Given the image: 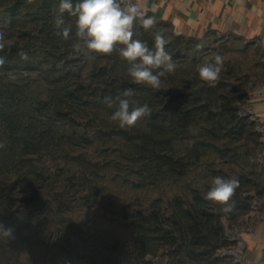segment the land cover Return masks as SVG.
I'll return each mask as SVG.
<instances>
[{
  "label": "rangeland",
  "instance_id": "374dc122",
  "mask_svg": "<svg viewBox=\"0 0 264 264\" xmlns=\"http://www.w3.org/2000/svg\"><path fill=\"white\" fill-rule=\"evenodd\" d=\"M31 1L34 5L42 0ZM15 2L13 0V4ZM56 2L58 6L60 1ZM34 9L32 6V15ZM145 13L146 16L153 17V14ZM20 14L23 16L21 22L13 26L5 19L7 15L0 16V32L4 33L6 46L15 43L27 45L32 49L31 55L38 57L37 47L40 36H43V25L41 22H25L24 17L29 15L26 12V15ZM66 21L69 24L74 23V19L67 16ZM155 21V32L160 31L164 35L167 41L166 51L172 55L176 64L175 71L162 78L159 89L134 84L127 74L129 65L119 56L118 51L111 55L94 53L86 48L77 51L73 47L74 33L68 39L52 33V37L57 36V42L60 41L62 45L70 44L68 55L66 54L58 64L56 75L70 72L74 86L80 85L90 89L93 92L90 99L94 101L96 110L80 113L79 118H74V122L68 118L65 120V126L59 117H38V127L52 123L53 129L60 128L56 136L57 140H62L59 146L52 149L51 155L42 158L36 156L33 161L37 173H42L41 177L33 176L34 180L36 177L38 180L46 178V182H39V187L43 185L45 188V198L48 202L46 200L47 203L45 202L41 210L32 215L34 224H40L42 228L37 231L36 237L33 228L16 229L11 226L10 219L25 210V200L29 199L32 192H28L27 187H15L17 195H12V199L5 198V201L0 203V223L14 228L16 237L9 242L0 239V264H16L18 255L20 264H137L130 256L125 261L118 260L112 250L115 240L129 243L126 242L129 234L124 228L128 217L134 218L138 211L149 213L155 209L161 212L175 197L184 198L188 202L194 201V191H198L201 197L205 198L213 171L219 168L227 170L228 173L233 169L240 171L238 164L214 165V157H211V160L203 158L200 163L195 164L196 151L192 145L201 140L198 136L194 137L195 125L200 121L196 112L203 107V103L191 101V88L183 72H187L188 67L192 66V52L179 54L176 50L178 43H184L185 39L191 37L179 35L168 24L158 23L157 18ZM22 23L24 27H21ZM53 30L57 32L55 28ZM133 38L147 42L150 47L154 44L151 28L145 29L139 21L134 25ZM200 39L199 42L188 43L199 49L200 61L214 62L217 54L223 58L222 71L215 86L224 82L229 90L234 91L241 86V78H247L244 87L246 94L238 103V112L253 124L263 142L262 131L247 106L253 97V90L262 83V51L236 36L209 33ZM45 61L43 60L40 68L34 72L11 76L12 80L26 84L34 98L47 90L46 85L40 82L44 72L51 67ZM129 88L134 94L131 97H123V91ZM119 89H123L121 94ZM164 90L170 93L167 97L158 93ZM114 92L119 93L121 98L138 101V105L147 104L151 115L133 127L121 129L116 122L110 120L118 103L111 108L104 103V97L113 98ZM155 92L159 94L156 99L158 102H155ZM212 111L215 114L220 112L215 109ZM155 112L159 113L156 120ZM155 121L157 134L153 127ZM229 130L230 126L227 127L223 140L219 142L220 148L225 147L228 137H232L233 133ZM155 135L164 146L161 153L155 157L154 167L153 162H148L149 155L141 151L144 146L141 143L144 138ZM81 136L85 139L82 140ZM243 143L244 140L241 139L235 146ZM166 144L168 146H165ZM261 154L262 152L256 154L252 163L261 165ZM180 166L183 171H173ZM20 168L27 171L23 166ZM12 169H5L0 181H15L16 175ZM154 173L155 180L152 178ZM259 174L260 182H264V174ZM233 175L236 177V174ZM255 195V189L244 193L251 202L245 217L247 224H242L243 220H239L231 225L225 219H220L226 240L222 247L194 246L196 249L186 248L182 256H175V249L168 245L170 235L162 241L155 236V258L151 260V256H138L142 260L140 263L145 261L147 264H215L227 260L231 261V264H240L241 234L246 230L248 222L264 210V202H257ZM210 231L214 235V231ZM137 247L133 245L132 249L136 250ZM134 255L137 257L136 253Z\"/></svg>",
  "mask_w": 264,
  "mask_h": 264
},
{
  "label": "trees",
  "instance_id": "16d2710c",
  "mask_svg": "<svg viewBox=\"0 0 264 264\" xmlns=\"http://www.w3.org/2000/svg\"><path fill=\"white\" fill-rule=\"evenodd\" d=\"M15 1L13 4V0H0V16L7 15L5 19L13 26V24L21 22L23 16L20 13L26 15V12L29 16L24 17L26 18L25 22H41L44 30L42 31L43 36H40L38 41V57L31 55L32 49L30 47L19 43L6 46L3 51H0V57L5 58L4 65L0 66V143L4 144V147L0 148V179L5 169L13 168L12 171L16 175L13 182L0 181V203L5 201V198L12 199V195H17L14 191L15 187H27L28 192L32 191L29 199L25 200L27 201L25 210L20 215L10 219V221L11 226L16 227V229L33 228L37 237V231L42 228V225L34 224L32 215L36 211H40L48 202V199L45 198L47 192L43 185L39 187V182H46V178L38 180L36 177L34 180L33 176L41 177L42 173H37L36 164L33 161L36 156L42 158L51 155L52 149L62 143L61 138L57 140L56 136L59 134L60 128L59 130L53 129L52 123L38 127V117H44L43 115L48 118L59 117L65 126V120L69 118V121L74 122V118H79L80 113L86 110L95 111L96 105L90 99L93 92L80 85L74 86L70 72L56 75L58 64L62 62V58L66 54L68 55L67 50L70 47V44L62 45L60 41L57 42L55 40L57 36L52 37V33H56L53 30L54 9L57 7L56 0H42L41 2H35L34 5H32L31 0ZM19 5L20 7H17ZM32 6L35 8L34 15L30 11ZM153 17L158 19V23H166L171 26L158 16L153 15ZM23 25L22 23L21 27H24ZM151 30L152 33H155V26ZM200 40L191 37L185 39L184 43H178L176 47L179 54H184L187 51L192 52V66L188 67L187 72L186 70L183 72L191 88V96L189 95L191 101L203 103V107L196 112V116L199 117L200 121L195 125L194 137L198 136L201 140L192 145L196 151L194 155L195 164L200 163L203 158L211 160V157L215 158L212 159L214 165L216 163L225 166L238 164L240 171L233 169L231 173H228L227 170L219 168L210 175L212 180L217 176L235 180L238 182V187L227 205L207 200L201 197L198 191H194V201L188 202L184 198L175 197L161 212L155 211V209L149 213L138 211L133 216L134 218L128 217L124 228L129 234L126 241L129 243L115 240L112 245L113 253L120 261H125L130 256L133 261H137V264H141L140 257L145 255L151 256V260L154 259L157 253L155 236L162 241L170 235L168 245L170 248L175 249V256H182L186 252V248L196 249L193 248L194 246L197 248L202 245L212 248L222 247L225 245L226 240L219 222L221 218L231 223V225L234 222H239V220H243L242 224H247L245 217L251 202L249 201L250 198L244 196V193L250 189H255L257 202H264V182H260L259 179V172L264 174V167L262 164L252 163L253 157L262 152L263 142L260 133L255 130L253 124L238 112V103L246 94L244 87L247 78H241V86L234 91L229 90L228 85L224 82L218 83L216 86H209L208 83L202 81L199 78L197 69L198 66L205 63L199 59V49H195L188 44ZM258 49L260 50V48ZM21 51L28 54V60H23L20 57L18 53ZM43 60L51 65L40 80L42 85H46L47 90L39 97L34 98L30 95L26 84L12 80L11 76L20 75L23 72H34L40 68ZM122 88H124V85H122ZM119 90L121 94L123 89ZM117 92L112 94L114 99L119 96ZM158 93L160 95L162 93L163 97L170 94L167 90ZM158 93L155 92V102H158L156 101L159 96ZM214 109L220 112L215 114L212 111ZM158 114L154 113L155 120ZM217 115L220 117H217ZM228 126H230L229 131L233 135L228 137L229 140L224 144L225 147L220 148L219 142L223 140L222 137L225 135ZM153 127L156 133V121ZM72 135L73 138L74 134ZM80 138L85 139L84 136ZM241 139L244 140V143L235 146V143ZM141 144H144L141 151L149 155L147 157L148 162H153L155 167V157L161 153L163 143L159 142L155 135L144 138ZM165 146H168V144ZM19 165L27 171H22ZM257 168L259 171H257ZM173 171L181 172L183 168L180 166ZM233 174H236V177H233ZM152 178L155 180V173ZM211 186L212 181L210 188ZM226 207L229 208V211H224ZM210 209L211 211H209ZM211 229L214 231V235L211 233ZM133 245L138 246L136 250L132 249ZM19 256L16 257V260L18 259L16 264H20ZM219 262L220 264H231V261L227 260ZM143 264H147V262L144 261Z\"/></svg>",
  "mask_w": 264,
  "mask_h": 264
},
{
  "label": "clouds",
  "instance_id": "9594fccd",
  "mask_svg": "<svg viewBox=\"0 0 264 264\" xmlns=\"http://www.w3.org/2000/svg\"><path fill=\"white\" fill-rule=\"evenodd\" d=\"M54 28L56 34L68 39L74 33L73 47L79 51L82 48L103 55H111L118 51L119 56L129 65L127 74L132 82L137 85L150 86L159 89L162 78L171 74L176 69L172 55L166 51V39L162 32L153 33L154 44H149L140 39H134V25L139 21L145 29L155 25V18L146 16L137 3L132 0H60L54 9ZM66 16L73 18L74 23H67ZM6 47L3 32H0V51ZM23 60H28L26 52L18 53ZM5 63V58L0 57V66ZM223 67V58L216 55L214 62L198 66L199 78L215 86L220 78ZM131 88L125 89L123 97L133 95ZM104 103L118 107L110 116L121 129L133 127L143 118L151 115L147 104L138 105L135 101L117 96L104 97ZM135 105V106H133ZM4 144L0 143V148ZM238 187V182L217 176L212 180V186L206 193V199L227 205ZM224 211H229L225 208ZM0 239L5 241L15 240V230L0 223Z\"/></svg>",
  "mask_w": 264,
  "mask_h": 264
},
{
  "label": "crops",
  "instance_id": "0c3cea01",
  "mask_svg": "<svg viewBox=\"0 0 264 264\" xmlns=\"http://www.w3.org/2000/svg\"><path fill=\"white\" fill-rule=\"evenodd\" d=\"M144 12L168 22L185 37L203 38L209 33L240 37L263 53L264 0H132ZM248 111L263 134L261 164L264 167V73L253 90ZM240 264H264V210L248 222L241 234Z\"/></svg>",
  "mask_w": 264,
  "mask_h": 264
},
{
  "label": "built area",
  "instance_id": "2783aa9c",
  "mask_svg": "<svg viewBox=\"0 0 264 264\" xmlns=\"http://www.w3.org/2000/svg\"><path fill=\"white\" fill-rule=\"evenodd\" d=\"M260 128V127H259ZM259 131H260V129H259Z\"/></svg>",
  "mask_w": 264,
  "mask_h": 264
}]
</instances>
